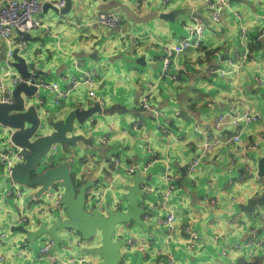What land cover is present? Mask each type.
Segmentation results:
<instances>
[{
	"label": "crops",
	"instance_id": "1",
	"mask_svg": "<svg viewBox=\"0 0 264 264\" xmlns=\"http://www.w3.org/2000/svg\"><path fill=\"white\" fill-rule=\"evenodd\" d=\"M40 1L43 5H52L54 0ZM70 1L66 14H59L48 7L42 9L40 17L50 32L46 33L42 28L26 32V51L19 53L29 67L34 62L38 63L37 71L42 78L60 85L67 76L76 72L73 66L75 57L98 71L94 90L102 101L101 105L90 101L85 86L78 87L64 98L59 107L53 105L51 122L63 121L74 108L84 109L94 103L105 111L95 112L83 124L73 121V129L68 135L78 138L74 144L60 145L58 161H69L71 176L76 182L92 180L94 185L100 186L104 183L103 173H113L110 165L113 157L120 158L125 165L143 167L153 155L157 160L144 174L146 183L153 189L146 192L149 203L156 202L159 194L165 191V171L179 176L176 188L169 196L178 230L170 239L166 237L164 227L158 221L165 212L159 207L152 210V219L121 225L117 229L123 231L124 238L139 236L146 243L142 251L123 247L121 264H167L169 253L174 256L175 264H227L230 260L236 264L243 260L241 264H248L254 259L257 264H264V249L259 245L252 248L254 255L251 260L246 248L230 251L227 255L220 252L222 244H245L250 238L256 240L264 236V205L256 206L253 213H246L239 207L247 199L260 195L264 189L263 179L254 175L241 176L242 146H216L208 151L192 177L187 170L192 157L200 153L202 135L195 131V126L210 128L213 118L224 112L249 109L261 114L262 118L249 124L241 138L245 145L253 140L259 142L258 149L246 151L253 159L254 169L264 154V139L258 137L264 136V83L259 84L255 80L264 72V36L260 40L255 39L264 28V0L230 1L216 23L210 20L207 11L196 0H170L167 4L162 0ZM175 10L182 12L172 20L162 16ZM108 11L116 12L122 19L121 35L96 23V14ZM236 11L239 15L234 13ZM190 14L204 22L202 45L189 48L178 56L172 64V70L177 71L175 80L159 79L160 46L176 43L186 34L185 25ZM67 19L81 26L68 24ZM242 26L248 29L251 53L245 64L227 76L209 74L210 66L226 68V60L232 56L239 42ZM251 45L255 47L250 48ZM141 57L143 59L138 60ZM4 58L5 50L0 43V66ZM4 82L9 85V79ZM148 88L151 89L149 103L161 111L163 121L168 120V131L157 128L150 113L140 107L141 96ZM40 94L48 100L52 98L47 90L40 91ZM18 96L35 102L34 97L27 98L23 91H19ZM137 120L140 121L139 129L134 130L133 123ZM108 122L114 123L115 131L108 133ZM122 128L127 130L126 134L121 133ZM232 130L228 126L223 132ZM10 131L0 124V142H8ZM49 131H52L51 127L46 130ZM102 136L108 138L105 144L99 142ZM88 170L90 174L86 177ZM131 177L124 171L114 176L113 189L107 193L103 212L124 196L132 184ZM230 178L233 181L228 184ZM5 186L6 175L0 165V192ZM37 189L26 187L25 191L31 194ZM203 196L215 198L217 204L203 201ZM123 202H127L124 197ZM140 203L143 202H137L138 205ZM19 204L20 201L14 197L8 200L0 197V232L5 233V239L0 243V256H3L0 264H48L35 260L42 243L51 241L48 234L26 241L27 245L22 246L25 234L14 228L21 225L18 223ZM86 206L89 209L96 207L89 198ZM23 208L28 216L32 215V220L25 223L30 230L40 224L50 227L57 218L55 214L31 212L33 205ZM143 208H148V203ZM62 210L58 215L63 217ZM185 224L193 227L200 236L192 249L182 233ZM57 234L63 242L60 250L53 251L62 257L83 255L88 247L98 246V237L79 241L78 234L68 229H60ZM219 234L222 235L221 240L216 241L215 236ZM85 255L91 264L99 260L95 254Z\"/></svg>",
	"mask_w": 264,
	"mask_h": 264
},
{
	"label": "built area",
	"instance_id": "2",
	"mask_svg": "<svg viewBox=\"0 0 264 264\" xmlns=\"http://www.w3.org/2000/svg\"><path fill=\"white\" fill-rule=\"evenodd\" d=\"M170 0H162L163 4L169 3ZM202 7L207 11L209 18L212 22H219L222 16V12L227 9L230 5L229 0H196ZM192 3V2H191ZM66 0H54L52 5L57 9L64 7ZM43 4L40 0H0V43L3 44L5 50V58L3 64L0 66V102L10 104L13 102L12 92L14 88L20 83L24 82L27 85H34L36 87L35 92V102L41 107V113L43 115L49 114V111L43 107L44 101L40 94V91L47 90L51 93L52 98L49 97L50 105L52 107H59L60 102L69 96L73 91H75L80 86H85L87 88V95L91 99L90 101H96L100 105L102 104L101 99H99L95 94V81L98 77V71L93 67H88L84 61L80 58H73V66L76 72L67 76L63 83L60 85L56 81H48L41 76L37 78H23L20 76L16 70L12 67L11 61L13 58L14 51L22 52L26 48L25 42L21 39L22 35L20 32H28L33 28H42L46 33H49L50 28H48L40 17V13L43 9ZM235 14L239 15L236 12ZM264 17V14H263ZM96 23L108 27L110 29L116 30L121 35V25L122 19L114 11L108 12H98L95 17ZM68 24H74L73 20L67 19ZM75 27H80V24H74ZM186 34L179 39L176 43L162 44L161 47V57H160V73L159 79L175 80L177 71L172 70V64L176 61L179 55L184 53L188 48H199L202 45L205 25L203 20L194 15L190 14V19L185 25ZM16 32V34H15ZM54 36L57 37L55 34ZM264 36V28L256 35L255 39L260 40ZM251 55L248 46V29L245 26L240 28L239 42L233 51L232 56L228 57L226 60L227 66L224 67H213L210 66L207 70L209 74H219L221 76H227L229 74L237 72L247 61ZM38 70V63L34 62L31 67H29L30 73H35ZM9 79V85H6L4 80ZM256 82L259 84L264 83V72L255 78ZM151 95V89L145 90L141 96L140 107L142 110L150 113L151 118L157 128H161L163 131H168V120L163 121V114L161 111L152 107L149 103V97ZM47 104V107L50 106ZM54 105V106H53ZM262 118L261 114L257 111H251L249 109L236 110L224 112L216 115L212 122L211 127L206 129H200L195 126V131L201 133L202 141L200 142L199 149L200 153L193 156L190 160L187 170L188 174L192 177L193 172L196 167L202 163L206 157L209 150L216 146H226L229 144L241 145V162H242V176L247 175L256 176L255 169L253 167V159L248 155L247 150L258 149L259 142L253 140L249 145H245L241 138V133L246 129V127L259 121ZM140 121H135L133 123V129H139ZM228 126H231L233 130L231 132H223ZM42 128V124L38 125V129ZM116 130V126L113 122H108L107 131L111 133ZM121 133L127 132L126 129H121ZM260 139H264V136H258ZM107 136H102L100 138V143L105 144L107 142ZM61 153V146L58 143L51 144L46 155L43 158L44 165L46 167L53 166ZM25 160L24 149L19 146H1L0 145V165L4 169L6 175V186L3 191L0 192V197L4 200H8L12 197L20 201L19 212H18V223L24 225L32 220V215L28 216L25 213L23 207L33 205L31 212H36V214H44L55 212L56 210H61L63 207L61 205V196L63 190L56 186H51L46 190L41 196H36L31 193L28 194L25 191L26 186L18 184L12 180L13 166L16 163L23 162ZM157 159L152 155V160L149 161L143 167H137L135 165H125V163L118 157H113L110 160V165L112 167L113 173H103L102 180L104 183L100 186H93L86 189V194L88 197L92 198L93 202L102 209L107 193L111 192L112 180L114 176L118 175L119 171H124L127 175L132 176L136 172L144 175L150 165L153 164ZM230 171V169H228ZM90 170L86 172V177L89 176ZM178 175L170 174L168 171L163 173V179L166 182L165 191L159 194L157 201L149 203L147 212H145L142 217L145 220L152 219L153 209L155 207L161 208L165 213L162 217L158 218V221L163 225L166 237L170 239L178 230L175 214L172 207L169 205V196L176 188V183L178 181ZM257 177V176H256ZM231 178L229 183L232 182ZM141 188L146 192H152V188L148 183L143 181L141 183ZM203 201L210 203L212 205L217 204L215 198L209 196H203ZM123 199L119 198L114 201V207L123 205ZM28 204V205H27ZM182 233L184 239L189 246V248L195 247L199 241L198 232L191 227L189 224H185L182 227ZM221 234L215 236V240H221ZM5 239V233L0 232V243ZM252 238L248 239L245 244H233L229 246L228 244H222L220 246V252L222 255H227L230 251L239 250L246 248L248 250V257L250 260L254 255L253 247H257L252 242ZM259 243L264 245V236L260 239H256ZM127 244L131 248H136L143 250L146 243L139 242V239L129 237L127 239ZM27 242L23 241L22 246H26ZM3 260V256H0V261ZM35 260L38 262H47L48 264H91L90 259L87 255H68L67 257H62L55 253L52 249V242L50 240L42 243L38 248ZM167 264H175V259L172 254H167ZM227 264H236L234 261L230 260Z\"/></svg>",
	"mask_w": 264,
	"mask_h": 264
},
{
	"label": "water",
	"instance_id": "3",
	"mask_svg": "<svg viewBox=\"0 0 264 264\" xmlns=\"http://www.w3.org/2000/svg\"><path fill=\"white\" fill-rule=\"evenodd\" d=\"M70 6L71 1L66 0L65 6L60 9L49 3H46L42 7L43 10L48 7L54 9L59 14H66ZM179 12H182V10H175L162 16L172 20ZM20 34L22 35L21 39L26 42L27 33L20 32ZM25 51L26 48L22 52L15 50L11 65L23 78H29L30 76L37 78L40 76V72L30 73L26 59L19 55V53ZM142 59L141 57L138 60ZM19 91H23L27 98L31 97L32 99L36 92V87L32 84L27 85L24 82H20L12 92L13 102L10 104L0 102V124L11 130L8 133V142H0V145L19 146L24 149L25 160L13 166L12 180L26 187H38L37 191L33 193L36 196H41L51 186L61 188L63 190L60 200L63 207L61 215L64 214V216H59V210H56L50 214V216L52 214L57 215V218L50 227L40 224L36 229L30 230L25 226L27 224H24L15 226L14 228L25 234V241H32L43 234H48L53 250H60V245L63 242L62 238L57 234L60 229L74 231L78 234L79 241L98 237V246L86 249L87 253L95 254L99 257V260L95 264H121L122 257L124 256L123 247L126 249H130L131 247L127 244L129 237L124 238L123 231L120 232L117 228L130 221L142 223L145 220L142 215L147 212V208L144 209L143 206L149 201H147L146 191L140 187L141 183L145 181V176L139 172L132 175V184L123 196L127 202L118 206V208H115L114 203H112V207H107L104 213L93 202L96 207L86 209V199L92 200V198L87 197L86 189L95 187L94 182L92 180L83 181V179L77 182L73 181L68 160L58 164L57 160L53 166L46 167L43 158L51 144L58 143L63 146L76 142L78 138L76 135H68L73 129L74 120L79 124H83L95 112L105 111L97 103H94L84 109L79 107L74 108L69 111L63 121L51 122L49 119L53 107H47L48 99L46 97H43V107L49 111V114L43 115L40 105L37 102H29V100L19 97ZM40 123L42 124V128L38 129ZM48 125L52 128V131L43 132ZM256 169V175L264 181V154L258 159ZM33 172L37 173L35 177H32ZM182 173L185 174V171L182 170ZM78 182L79 185H76ZM137 197L138 199H136ZM138 201L143 203L138 205ZM262 205H264V189L260 195L247 199L246 203L241 204L239 207L246 213H253L256 206ZM133 238H138L139 242L145 243L142 237L136 236ZM241 261L243 263V260ZM241 261H239V264H241ZM251 264H257V260L254 259L251 261Z\"/></svg>",
	"mask_w": 264,
	"mask_h": 264
},
{
	"label": "bare ground",
	"instance_id": "4",
	"mask_svg": "<svg viewBox=\"0 0 264 264\" xmlns=\"http://www.w3.org/2000/svg\"><path fill=\"white\" fill-rule=\"evenodd\" d=\"M120 33H121V31H120ZM122 34V33H121ZM189 49V48H188ZM187 49V50H188ZM160 73V72H159ZM242 176V175H241ZM241 176H240V178H241ZM257 176V175H256ZM239 177V176H238ZM257 179H259V177L257 176ZM231 183V182H230ZM230 183H228V184H230ZM252 242H253V244H255V245H259L260 247H262L263 249H264V245L263 244H261V243H259L258 241H256V240H252ZM230 246V245H229ZM248 264H251L250 262L248 263Z\"/></svg>",
	"mask_w": 264,
	"mask_h": 264
},
{
	"label": "trees",
	"instance_id": "5",
	"mask_svg": "<svg viewBox=\"0 0 264 264\" xmlns=\"http://www.w3.org/2000/svg\"><path fill=\"white\" fill-rule=\"evenodd\" d=\"M254 47H255V45H251V46H250V48H254ZM58 163H60V162L58 161L57 164H58ZM36 175H37V173H35V172L32 173V177H35ZM72 179H73V181H74L73 176H72ZM76 185H79V182H78ZM86 209H88V207H87Z\"/></svg>",
	"mask_w": 264,
	"mask_h": 264
},
{
	"label": "rangeland",
	"instance_id": "6",
	"mask_svg": "<svg viewBox=\"0 0 264 264\" xmlns=\"http://www.w3.org/2000/svg\"><path fill=\"white\" fill-rule=\"evenodd\" d=\"M50 127H49V125L46 127V129L43 131V132H45L47 129H49Z\"/></svg>",
	"mask_w": 264,
	"mask_h": 264
}]
</instances>
